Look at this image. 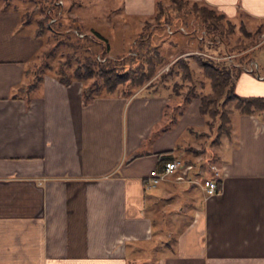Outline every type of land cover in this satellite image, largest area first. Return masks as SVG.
Segmentation results:
<instances>
[{
	"label": "crops",
	"instance_id": "0c3cea01",
	"mask_svg": "<svg viewBox=\"0 0 264 264\" xmlns=\"http://www.w3.org/2000/svg\"><path fill=\"white\" fill-rule=\"evenodd\" d=\"M156 1L123 0L111 10L150 18ZM200 1L231 19L243 13L264 20V0ZM71 3L82 9L72 7L71 15L91 16L79 0ZM42 44L19 11L0 1V264H264L261 116L240 113L233 121L217 193L207 196L200 183L175 190L171 177L152 193L145 179L160 168L159 153L175 149L187 127L207 126L200 98L158 132L164 92L86 102L83 81L46 74L36 95L15 96ZM257 82L239 81L264 94ZM176 157L185 159L177 150Z\"/></svg>",
	"mask_w": 264,
	"mask_h": 264
},
{
	"label": "trees",
	"instance_id": "16d2710c",
	"mask_svg": "<svg viewBox=\"0 0 264 264\" xmlns=\"http://www.w3.org/2000/svg\"><path fill=\"white\" fill-rule=\"evenodd\" d=\"M5 2L16 8L21 15L22 24L30 26L35 35L43 40L42 47L25 70L26 78L14 90L15 96L23 95L31 98L36 95L42 88L46 74L56 75L64 83H71L74 80L83 81V96L86 102L98 96L114 93L131 96L153 77L161 65L169 61L157 47L143 51L139 55L140 64L134 68L120 66L118 59L100 60L97 56L99 53H110L109 38L95 28H91V34L84 32L78 18L71 15V8H66L61 0H5ZM173 10L193 15L198 22L209 29L210 33H213L215 40L224 32H234L237 25L226 13L200 0H157L156 11L151 18L160 24L165 23ZM53 17L56 19L50 21ZM187 26L191 25L187 24ZM189 29L193 32L197 27L192 25ZM241 29L247 36L252 34L244 21L241 22ZM76 30L85 34L81 36ZM212 42L216 41L212 40ZM96 44L101 47L103 45V49L99 50V47L96 49ZM242 45L243 49H246L250 46V42ZM192 55L199 62L203 75L209 79L211 90L196 92L193 89L184 98L180 110L170 109L168 102L165 118L158 132L172 128L194 96H198L201 100L200 112L206 116L207 125L214 127V123L218 121V133L213 144L219 143L223 134L232 137V113L235 110L240 113L257 114L263 118L264 96H245L237 93L234 80L236 75L228 64H221L203 55ZM170 69H177L183 79H194V70L189 58L183 56L177 58ZM179 147L178 143L175 149L159 153L160 168L167 160L176 158V150ZM201 153L205 154L206 161L202 162L205 166L207 163L219 160L213 150L197 149L195 156L202 155ZM184 160L193 161L188 158ZM218 181L220 186L222 178L219 177Z\"/></svg>",
	"mask_w": 264,
	"mask_h": 264
},
{
	"label": "rangeland",
	"instance_id": "374dc122",
	"mask_svg": "<svg viewBox=\"0 0 264 264\" xmlns=\"http://www.w3.org/2000/svg\"><path fill=\"white\" fill-rule=\"evenodd\" d=\"M0 1L2 2L5 0ZM71 2L72 0H64L63 4L66 8L73 7V9H77L80 7L77 3L72 4ZM79 2L83 3L84 7H86L85 10L91 15L84 21L81 20V17L75 16L81 22L82 30L91 34V27L88 23L96 24L99 28H103V32L106 33L111 43L109 54L99 53L102 57H106L102 60L108 58L114 61V59H118V61H115H117L120 66H130L134 68L136 65L140 64L139 55L149 48L153 49L157 47L162 54L166 55L169 61L161 65L156 70L153 77L139 89H143V92L160 91L166 93L169 97L168 102L170 103V109L180 110L184 98L190 94L193 89L196 92L200 90L205 92L211 90L209 79L203 75L199 62L192 54L203 55L221 64H228V67L232 68L236 75L234 79L236 92L240 95L264 96V94H262L263 92H257V90L244 87L242 83H239L240 80L242 81L249 77L256 78V80H258L257 83L264 82V78L259 76V73L264 75V20L242 13L239 17L233 19L237 23L235 31L232 33L224 32L219 35L220 38L215 40L213 33H210L208 31L209 29L205 27L204 24L198 22V19L190 14H183L173 10L172 15L169 16L165 23H161L163 24L161 25L151 17L141 19L128 16L123 17L119 8L118 11L111 10L115 7L113 5L117 3L123 5V0H79ZM79 9L76 10V13H78ZM81 10L82 9H80V11ZM242 21L245 22L247 29L252 33L250 36H247L241 29ZM169 24L172 25L175 30L179 28L180 25L188 29L193 25L197 27V30L190 32L189 29V33H182L178 30L171 34L167 30V25ZM187 24L191 26H187ZM190 35H193V37ZM201 36L203 37L201 38ZM211 40L216 42L211 43ZM247 42H250V46L243 49L242 44ZM97 48L102 50L103 45L102 47L101 45H97L96 49ZM229 55L232 56L230 57ZM181 56L189 58L190 64L194 70L193 80L183 79L177 69H170L171 64ZM252 60L259 63V68L255 71L247 69V67L251 66ZM194 98H198V96L192 97L187 103L184 112ZM230 106L232 107L233 104L231 103ZM239 115L240 112L236 110L232 113L235 124L238 122ZM262 119L264 120V115ZM217 125L218 121L214 123V127L210 125L206 127L197 125L187 127L178 141L180 147L177 149V154L183 155L184 158L193 159L194 161L198 157L203 156V160L206 161L204 153L195 156L196 150H213L219 160L217 162L207 163L206 170L209 171L212 163L220 164L219 161L222 152L223 150H227L229 145L232 146L231 144L233 143L234 136L232 135L230 138L227 137L226 134H223L221 141L213 144V140L217 137L218 133ZM189 149H191V151ZM207 173L208 172H206V174ZM171 179L175 181L171 182L172 186H175L172 187L175 190L176 187L186 184L177 182L173 177H171ZM156 187L149 190L153 191L152 193L158 194V185ZM178 193L185 194L183 189L179 190ZM203 197L202 191L197 189L194 200L201 204ZM179 204L180 203L177 205L179 206ZM173 205L174 204L169 207H173ZM175 211L177 210L172 209L169 213H175Z\"/></svg>",
	"mask_w": 264,
	"mask_h": 264
},
{
	"label": "built area",
	"instance_id": "2783aa9c",
	"mask_svg": "<svg viewBox=\"0 0 264 264\" xmlns=\"http://www.w3.org/2000/svg\"><path fill=\"white\" fill-rule=\"evenodd\" d=\"M56 18L53 17L50 21H54ZM167 30L169 33H174L176 31H181L188 33V28L180 25L176 30L172 25H167ZM76 32L83 36L85 33L76 30ZM203 36H201L202 38ZM212 42V40L210 41ZM230 57L232 55H229ZM100 60L105 59L100 54L98 55ZM259 68V63L255 60L251 61V66L247 67L250 71H255ZM261 78H264V75L259 73ZM202 157H198L195 161H186L181 157H176L169 159L165 162V165L162 168L153 169L151 174L145 179L146 189H151L156 187L161 181L168 179L170 177L175 178L177 182L180 183H200L207 196L213 195L218 192L219 189V177H221V167L219 164L212 163L210 165L209 171L206 170V166L202 164ZM206 172H208L206 174ZM210 172V173H209Z\"/></svg>",
	"mask_w": 264,
	"mask_h": 264
}]
</instances>
